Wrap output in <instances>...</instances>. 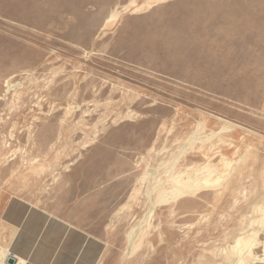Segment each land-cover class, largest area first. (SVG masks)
Listing matches in <instances>:
<instances>
[{"label": "rangeland", "instance_id": "374dc122", "mask_svg": "<svg viewBox=\"0 0 264 264\" xmlns=\"http://www.w3.org/2000/svg\"><path fill=\"white\" fill-rule=\"evenodd\" d=\"M15 203L83 264H264V0H0V261Z\"/></svg>", "mask_w": 264, "mask_h": 264}, {"label": "crops", "instance_id": "0c3cea01", "mask_svg": "<svg viewBox=\"0 0 264 264\" xmlns=\"http://www.w3.org/2000/svg\"><path fill=\"white\" fill-rule=\"evenodd\" d=\"M15 205L16 206H13L11 209L10 214L12 216L18 215L20 219L17 220L16 225L13 223L15 233L13 231L12 235H10L7 239L8 244L7 247L4 248L3 258L0 261V264H5L6 259L4 258L5 256L8 257L9 254L16 259V264H49L48 237L50 240L57 238V243H61L60 248L67 252H69L71 248V243H75L72 241L73 239H75L76 245L79 243L80 239L78 234V236H75L76 233L71 231V234L69 235L66 226H64L61 222L48 217L46 213L29 210L24 205L20 206L17 203H15ZM41 231L44 232L40 234L39 232ZM53 231H55L56 234L53 233ZM58 233L68 235V237L62 239V236L58 235ZM48 234L51 236H48ZM71 235L72 237L69 238ZM75 244H73L74 250L70 253H66L62 257L63 260L61 263L58 264L69 263L71 254L73 256L75 255L73 264H83L82 262L85 263L87 252H85L84 242L80 241V247L78 245L75 247ZM17 260L20 261V263H17Z\"/></svg>", "mask_w": 264, "mask_h": 264}, {"label": "bare ground", "instance_id": "6f19581e", "mask_svg": "<svg viewBox=\"0 0 264 264\" xmlns=\"http://www.w3.org/2000/svg\"><path fill=\"white\" fill-rule=\"evenodd\" d=\"M177 136V135H176ZM186 136V135H185ZM187 137V136H186ZM193 138H195V137H192V139ZM222 139V138H221ZM219 143H220V140H219ZM222 143V142H221ZM186 144H188V143H186ZM223 144H225V143H222V144H220V146L221 145H223ZM229 144H231V143H229ZM212 145V144H211ZM210 147V146H209ZM256 148V147H255ZM161 149V148H160ZM207 149V148H206ZM217 149V148H216ZM241 149H242V147H241ZM259 149V148H258ZM172 150V149H171ZM220 150H222V149H220ZM227 150V149H226ZM250 150V149H249ZM174 152V151H173ZM179 152V151H178ZM157 153V152H156ZM208 153H209V151H208ZM230 153V152H229ZM161 156V155H160ZM170 156V155H169ZM209 156V155H208ZM207 157V156H206ZM249 158V157H248ZM247 159V158H246ZM262 159V158H261ZM174 160V159H173ZM243 164V163H242ZM244 166V165H243ZM241 169H243V168H240V170ZM228 170V169H227ZM230 170V169H229ZM239 170V171H240ZM228 172V171H227ZM169 178V177H168ZM229 178V177H228ZM194 180H196V179H194ZM194 180L193 179H191V177H190V179H189V181H192V182H194ZM262 180V179H261ZM158 181V180H157ZM152 184L154 185V184H156V180L155 181H153L152 182ZM262 184V183H261ZM261 184L259 185V186H261ZM205 186H209V185H211V183L210 184H204ZM235 186V185H234ZM258 186V185H257ZM172 187H174V185H172ZM256 188V187H255ZM259 188V187H258ZM261 188V187H260ZM253 191V190H252ZM218 192H219V190H218ZM251 192V191H250ZM162 193V192H161ZM260 193V192H259ZM220 194V193H219ZM223 194V193H222ZM221 194V195H222ZM254 195V194H253ZM216 198V197H215ZM146 199V198H145ZM246 203V202H245ZM255 203H256V201H255ZM247 206V205H246ZM240 210V209H239ZM258 212V211H257ZM146 215V214H145ZM146 223V222H145ZM139 224V223H138ZM236 227H237V225H236ZM247 229V228H246ZM228 234V233H227ZM233 239V238H232ZM238 243V242H237ZM228 245V244H227ZM219 247V246H218ZM217 248V247H216ZM220 248V247H219ZM223 249V248H222ZM214 253V252H213ZM105 254V253H104ZM235 255V257H236V259H237V261H238V263L239 264H244L245 263V261H246V259H244V253H241V252H239L238 250H237V252H236V254H234ZM103 257V256H102ZM226 257V256H225ZM224 257V258H225ZM227 260V259H226ZM232 262H233V260H232Z\"/></svg>", "mask_w": 264, "mask_h": 264}, {"label": "water", "instance_id": "95a60500", "mask_svg": "<svg viewBox=\"0 0 264 264\" xmlns=\"http://www.w3.org/2000/svg\"><path fill=\"white\" fill-rule=\"evenodd\" d=\"M6 264H14V261L12 258H8L6 261Z\"/></svg>", "mask_w": 264, "mask_h": 264}]
</instances>
